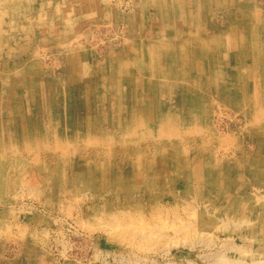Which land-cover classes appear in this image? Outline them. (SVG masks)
Here are the masks:
<instances>
[{
	"label": "rangeland",
	"instance_id": "rangeland-1",
	"mask_svg": "<svg viewBox=\"0 0 264 264\" xmlns=\"http://www.w3.org/2000/svg\"><path fill=\"white\" fill-rule=\"evenodd\" d=\"M0 264H264V0H0Z\"/></svg>",
	"mask_w": 264,
	"mask_h": 264
}]
</instances>
